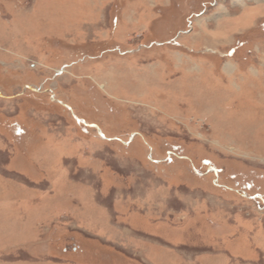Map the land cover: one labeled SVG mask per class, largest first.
<instances>
[{"label": "rangeland", "instance_id": "rangeland-1", "mask_svg": "<svg viewBox=\"0 0 264 264\" xmlns=\"http://www.w3.org/2000/svg\"><path fill=\"white\" fill-rule=\"evenodd\" d=\"M0 91V264H264V0H0Z\"/></svg>", "mask_w": 264, "mask_h": 264}, {"label": "flooded vegetation", "instance_id": "flooded-vegetation-1", "mask_svg": "<svg viewBox=\"0 0 264 264\" xmlns=\"http://www.w3.org/2000/svg\"><path fill=\"white\" fill-rule=\"evenodd\" d=\"M24 86H28V88H30L32 91H35V92H40V93H42V92H45V91H43V90H35L34 88H32V85H24ZM21 93H17V94H14L13 96H18V95H20ZM0 97L1 98H3V97H5V98H9V99H11V97H12V95L11 96H9V97H7L6 95H2V93H1V91H0ZM15 121V120H14ZM206 164H208V163H206ZM209 166H207V169L206 170H203V172H200V171H202V170H199V169H193V171L194 172H196L197 173V175L198 176H205L206 174H208L209 172H211L212 171V175H213V178L215 179L214 180V182L216 183V181L218 180V178H219V169H217L216 167H214L213 165H210V163L208 164ZM219 182V181H218ZM219 187H223V186H221V185H223V184H220V182L217 184ZM216 185V186H217ZM243 195L244 196H247L246 194H244L243 193Z\"/></svg>", "mask_w": 264, "mask_h": 264}]
</instances>
